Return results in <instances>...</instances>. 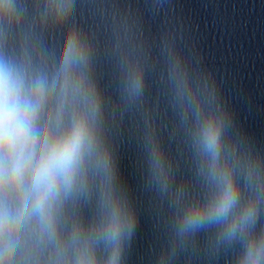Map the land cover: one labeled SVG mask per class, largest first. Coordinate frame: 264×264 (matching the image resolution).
<instances>
[{"label":"clouds","instance_id":"obj_1","mask_svg":"<svg viewBox=\"0 0 264 264\" xmlns=\"http://www.w3.org/2000/svg\"><path fill=\"white\" fill-rule=\"evenodd\" d=\"M52 6L67 13L70 4L54 0ZM14 8V0H0V23L10 21ZM80 58L75 37L69 38L62 66L50 79L0 58V264H38V253L49 246L55 264H96L92 246L80 238L78 227L70 241L60 239L61 209L83 185L86 166L96 152L90 126L96 105L83 80L72 73ZM70 107L71 119L65 126ZM200 143L215 191L207 203L185 212L184 223L207 219L235 235L254 220L255 210L248 206L237 211L238 187L231 171L221 165L220 126L213 117L202 123ZM96 164L106 167L107 161L97 156ZM120 232V218L114 212L106 237L116 246L106 264H118ZM262 260L264 236L248 242L243 264Z\"/></svg>","mask_w":264,"mask_h":264},{"label":"water","instance_id":"obj_2","mask_svg":"<svg viewBox=\"0 0 264 264\" xmlns=\"http://www.w3.org/2000/svg\"><path fill=\"white\" fill-rule=\"evenodd\" d=\"M236 184L237 211L248 206L255 210L254 220L244 230L229 236L222 223L207 219L185 225V212L207 203L212 190L122 226L118 264H243L248 242L264 236V175ZM89 242L96 264H106L114 242L106 234ZM67 254L71 256L73 248ZM38 264H55V256L38 260Z\"/></svg>","mask_w":264,"mask_h":264}]
</instances>
